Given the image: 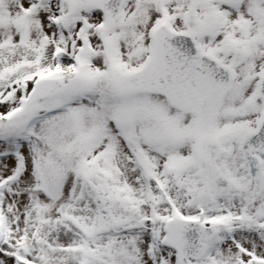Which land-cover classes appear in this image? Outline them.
I'll use <instances>...</instances> for the list:
<instances>
[{
    "label": "snow or ice",
    "instance_id": "1",
    "mask_svg": "<svg viewBox=\"0 0 264 264\" xmlns=\"http://www.w3.org/2000/svg\"><path fill=\"white\" fill-rule=\"evenodd\" d=\"M0 264H264V0H0Z\"/></svg>",
    "mask_w": 264,
    "mask_h": 264
}]
</instances>
